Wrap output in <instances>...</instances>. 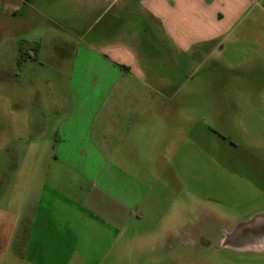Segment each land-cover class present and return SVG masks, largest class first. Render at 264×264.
Masks as SVG:
<instances>
[{
    "label": "rangeland",
    "instance_id": "obj_1",
    "mask_svg": "<svg viewBox=\"0 0 264 264\" xmlns=\"http://www.w3.org/2000/svg\"><path fill=\"white\" fill-rule=\"evenodd\" d=\"M124 1L0 0V264H264L262 252L221 245L222 229L264 214V194L240 206L181 198L163 227L183 226L178 241L197 245L167 253L143 245V232L98 237L76 215L74 175L53 164L56 129L75 90L98 96L103 59L127 70L129 81L137 65L163 91V130L174 146L190 137L264 193V9L242 24L248 39L182 51L141 0ZM116 43L132 55L122 62L117 50L97 55ZM145 152H135L138 162L147 163ZM157 239L172 240L160 229Z\"/></svg>",
    "mask_w": 264,
    "mask_h": 264
},
{
    "label": "crops",
    "instance_id": "obj_2",
    "mask_svg": "<svg viewBox=\"0 0 264 264\" xmlns=\"http://www.w3.org/2000/svg\"><path fill=\"white\" fill-rule=\"evenodd\" d=\"M130 3L125 0L123 5ZM141 5L161 25L166 40L189 51L199 44L217 48L248 39L241 26L249 17L255 18L256 10L264 9V0H141ZM116 50L121 62L132 55L122 43L104 47L97 55ZM103 60L101 71H96L105 81L92 84L97 86L98 96L83 97L74 91L70 109L59 119L54 145V167L74 175L70 197L84 226L104 238L115 230L123 234L133 231L136 237L143 232V245L167 253L177 244L197 245L178 241L176 233L183 226L163 227L181 198L240 206L263 196L250 178L228 171L190 137L174 146L164 135L163 91L148 82L137 65L136 70L129 67V81L125 69ZM152 108L159 113L150 111ZM165 145L172 148L163 160ZM144 148L147 163H140L135 152ZM47 189L61 194L51 186H45ZM140 226L145 229H138ZM158 229L172 240L153 241ZM263 230L264 214H257L251 223L237 224L232 231L222 229L221 245L233 251L264 253Z\"/></svg>",
    "mask_w": 264,
    "mask_h": 264
},
{
    "label": "flooded vegetation",
    "instance_id": "obj_3",
    "mask_svg": "<svg viewBox=\"0 0 264 264\" xmlns=\"http://www.w3.org/2000/svg\"><path fill=\"white\" fill-rule=\"evenodd\" d=\"M247 232V231H246ZM244 233H245V231H244ZM241 234H243V233H241ZM247 234H248V232H247Z\"/></svg>",
    "mask_w": 264,
    "mask_h": 264
}]
</instances>
